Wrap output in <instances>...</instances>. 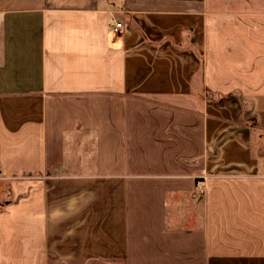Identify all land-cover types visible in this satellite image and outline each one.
<instances>
[{"label": "crops", "instance_id": "crops-1", "mask_svg": "<svg viewBox=\"0 0 264 264\" xmlns=\"http://www.w3.org/2000/svg\"><path fill=\"white\" fill-rule=\"evenodd\" d=\"M0 264H264V0H0Z\"/></svg>", "mask_w": 264, "mask_h": 264}, {"label": "built area", "instance_id": "built-area-1", "mask_svg": "<svg viewBox=\"0 0 264 264\" xmlns=\"http://www.w3.org/2000/svg\"><path fill=\"white\" fill-rule=\"evenodd\" d=\"M123 27V24L122 23H116L115 26H114V32L115 33H119L120 32V29Z\"/></svg>", "mask_w": 264, "mask_h": 264}, {"label": "rangeland", "instance_id": "rangeland-1", "mask_svg": "<svg viewBox=\"0 0 264 264\" xmlns=\"http://www.w3.org/2000/svg\"><path fill=\"white\" fill-rule=\"evenodd\" d=\"M258 141H259V140H258V137H257L255 143H256V142L258 143ZM257 143H256V145H257ZM257 149H258V148H257Z\"/></svg>", "mask_w": 264, "mask_h": 264}]
</instances>
